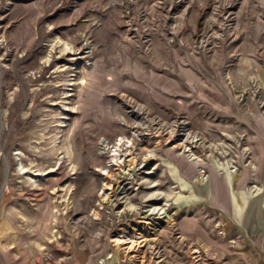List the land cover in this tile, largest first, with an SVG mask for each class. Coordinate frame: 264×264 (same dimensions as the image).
I'll return each mask as SVG.
<instances>
[{
	"label": "rangeland",
	"instance_id": "374dc122",
	"mask_svg": "<svg viewBox=\"0 0 264 264\" xmlns=\"http://www.w3.org/2000/svg\"><path fill=\"white\" fill-rule=\"evenodd\" d=\"M215 167L264 174V0H0V264H229Z\"/></svg>",
	"mask_w": 264,
	"mask_h": 264
},
{
	"label": "crops",
	"instance_id": "0c3cea01",
	"mask_svg": "<svg viewBox=\"0 0 264 264\" xmlns=\"http://www.w3.org/2000/svg\"><path fill=\"white\" fill-rule=\"evenodd\" d=\"M199 175V174H198ZM192 178L191 206L197 212L214 210L226 213V219L221 220L222 226L229 230L226 234L235 239L237 251L229 264H264V174L258 176L254 191L248 186L240 188L241 177L228 174L230 190L225 192L217 176L211 175L210 180ZM186 185V184H185ZM184 183L181 184L183 188ZM229 236V237H230ZM240 238V239H239ZM234 241V240H233ZM78 264H120L116 256L102 262L94 259Z\"/></svg>",
	"mask_w": 264,
	"mask_h": 264
},
{
	"label": "bare ground",
	"instance_id": "6f19581e",
	"mask_svg": "<svg viewBox=\"0 0 264 264\" xmlns=\"http://www.w3.org/2000/svg\"><path fill=\"white\" fill-rule=\"evenodd\" d=\"M84 46H86V45H88V41H87V39H84V44H83ZM66 50H68L69 51V53H71L72 52V49L70 48V47H67L66 48ZM65 50V51H66ZM64 51V50H63ZM86 52V51H85ZM89 51H87L86 53H88ZM48 59L47 60H45L44 61V63L45 64H48ZM134 107V106H133ZM135 108V107H134ZM129 110V109H128ZM136 111V110H135ZM129 112L130 113H132L134 116H136V117H139V116H141L142 118H144L146 115H147V113L145 112V110H142V108L141 109H138V112L137 113H135L133 110H129ZM137 124H140L139 122L137 123ZM178 125L179 124H181L180 125V129H179V132H178V135H175V133H176V131L175 130H177L175 127H176V124H172L171 125V127L169 128L168 126H166V125H164L163 123H161V122H159V121H154V122H152V125L154 126L153 127V131H154V133H155V135L158 137V136H161V137H163L164 139H165V142H172V143H175V145H174V147H177V148H182L185 152H189L190 154H188V156L186 157L187 159H188V161L190 162V163H193L194 165H196L197 163H198V161H195V159H196V157H194V154L192 153V150H191V148H192V146H193V144L194 143H196L197 144V141L199 140V139H197V137L194 135V136H192L189 132H188V130L185 128V124L183 123V122H179V123H177ZM137 126V125H136ZM147 126H145L142 130H143V132L141 133V132H139V133H134V136L135 137H137L138 139H139V141L141 140L142 142H144L145 141V137H146V135H147V133L145 132V131H147V128H146ZM148 127H150V126H148ZM152 127V126H151ZM137 139V140H138ZM121 141H122V139H119V141H118V143H117V145L119 146V145H121L122 143H121ZM128 141V140H127ZM140 141V142H141ZM123 142V141H122ZM128 142H131V141H128ZM107 142H105V141H102V143H101V145H102V150L103 151H105L106 149H108V145L106 144ZM134 143V142H133ZM131 145V144H130ZM134 145V144H133ZM140 145V144H139ZM195 146V145H194ZM112 147V146H111ZM101 148V147H100ZM113 148V147H112ZM132 148V147H131ZM101 150V151H102ZM111 151V153L109 154V153H107L106 152V154H109L110 156H113V155H115V154H118V151L119 150H117V148H116V145L114 146V148L113 149H111L110 150ZM109 151V152H110ZM135 151V150H134ZM127 152V151H126ZM125 152V153H126ZM129 152V151H128ZM120 153V152H119ZM109 155H108V157H109ZM123 155V154H122ZM125 155V154H124ZM152 155V154H151ZM116 157V156H115ZM115 159V158H114ZM114 159H113V161H114ZM119 159V158H118ZM133 160V159H132ZM121 161H123V160H121ZM216 168V170L217 171H222V172H224V175H225V180H226V184H227V186H228V188H229V190H230V186H229V183H228V177H227V173L225 172V171H223V170H220V169H218L217 167H215ZM134 169V166H129L128 168H126V169H124L122 172H121V175H119V177H117V179H115V182H113V183H115L116 185L119 183V179L122 177V174L123 175H130V173L129 172H131L132 170ZM120 171H121V169H120ZM201 171L200 170H197V174H199ZM257 174V173H256ZM114 181V180H113ZM118 182V183H117ZM121 186V185H120ZM120 186H119V184H118V186L116 187V189H120ZM114 190V189H113ZM108 194V193H107ZM112 194V193H111ZM152 195V194H151ZM107 197H108V195H106ZM153 196V195H152ZM110 198V197H109ZM159 212H161L160 210H159ZM159 212H148L149 213V215H154V214H157V215H162L163 214V212L162 213H159ZM123 240V239H122ZM121 241V240H120ZM124 241V240H123ZM123 243H125V241L123 242ZM127 243V242H126ZM134 243V242H133Z\"/></svg>",
	"mask_w": 264,
	"mask_h": 264
}]
</instances>
